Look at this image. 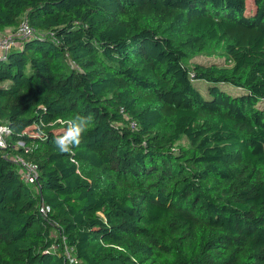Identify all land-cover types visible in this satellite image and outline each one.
I'll return each mask as SVG.
<instances>
[{"label":"trees","instance_id":"16d2710c","mask_svg":"<svg viewBox=\"0 0 264 264\" xmlns=\"http://www.w3.org/2000/svg\"><path fill=\"white\" fill-rule=\"evenodd\" d=\"M25 15L0 57V264H264V0H0V31Z\"/></svg>","mask_w":264,"mask_h":264},{"label":"built area","instance_id":"2783aa9c","mask_svg":"<svg viewBox=\"0 0 264 264\" xmlns=\"http://www.w3.org/2000/svg\"><path fill=\"white\" fill-rule=\"evenodd\" d=\"M36 28L31 25L29 18L25 15L16 27H8L0 31V57L6 55V53L14 47H20L23 45L25 39L35 35ZM73 65L77 64L73 61ZM133 127L137 126L135 120L131 121ZM11 127L3 122L0 118V146L6 148L9 145V138L11 136ZM11 158L19 163L21 169V176L27 182H33L38 176L39 168L38 164L26 159L21 155H12ZM74 247L66 246V252L71 261L75 259L73 255Z\"/></svg>","mask_w":264,"mask_h":264},{"label":"clouds","instance_id":"9594fccd","mask_svg":"<svg viewBox=\"0 0 264 264\" xmlns=\"http://www.w3.org/2000/svg\"><path fill=\"white\" fill-rule=\"evenodd\" d=\"M92 118L90 116L77 115L69 124L66 132L55 138L54 144L63 153L72 151L73 147L79 146L83 134L91 126Z\"/></svg>","mask_w":264,"mask_h":264},{"label":"rangeland","instance_id":"374dc122","mask_svg":"<svg viewBox=\"0 0 264 264\" xmlns=\"http://www.w3.org/2000/svg\"><path fill=\"white\" fill-rule=\"evenodd\" d=\"M197 58H199V59H207L208 55L200 54V55L197 56ZM196 81L200 85L199 88H200L201 92L204 95L208 96L209 95L208 87L212 83L209 82L206 79H197ZM218 84L223 89H225L226 91L230 92L231 94H241V93L246 91V89L244 87L236 85V84H233L232 82H229V81L218 82ZM258 105H263L264 106V98L260 99L258 101Z\"/></svg>","mask_w":264,"mask_h":264}]
</instances>
